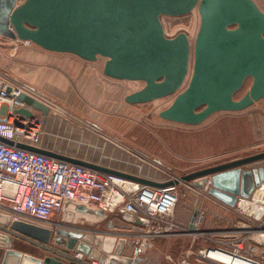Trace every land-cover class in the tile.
<instances>
[{
	"label": "water",
	"instance_id": "obj_1",
	"mask_svg": "<svg viewBox=\"0 0 264 264\" xmlns=\"http://www.w3.org/2000/svg\"><path fill=\"white\" fill-rule=\"evenodd\" d=\"M194 9L200 21L193 40L183 31L173 37L165 34L162 16H184ZM0 35L88 62L102 58L104 76L143 82L142 88L124 97L126 103L142 104L173 96L159 117L174 123L198 125L217 112L242 111L259 101L264 108V11L254 0H23L19 4L16 0H0ZM248 80V88L236 98ZM24 87L48 98L33 87ZM16 99L26 106L15 112L26 117H31L34 110L44 116L49 112L46 104L24 91ZM0 142L152 187L164 188L182 181L200 188L206 182L209 194L230 207L237 196L248 197L264 182V166L246 167L264 160V152L156 182L50 149L14 143L1 135ZM135 151L151 158L139 149ZM153 161L163 165L156 158ZM109 216L98 206L67 199L58 219L93 227ZM0 223L40 243L75 249L97 259L100 255L92 245L118 259L126 241L63 227L54 230L21 221L10 223L6 215H0ZM189 230H194L192 224ZM0 264L65 262L48 254L34 256L8 248Z\"/></svg>",
	"mask_w": 264,
	"mask_h": 264
},
{
	"label": "rangeland",
	"instance_id": "obj_2",
	"mask_svg": "<svg viewBox=\"0 0 264 264\" xmlns=\"http://www.w3.org/2000/svg\"><path fill=\"white\" fill-rule=\"evenodd\" d=\"M256 1L264 7V0ZM199 21L197 9L184 16L161 17L164 32L168 37L183 31L191 40L197 32ZM4 40L8 42L7 39ZM20 58V55L11 54L7 59L10 66H15L20 62ZM23 59L26 60L25 57ZM102 63L103 59L99 58L91 65L100 72ZM57 77L60 79L56 81L53 79L56 87L51 90L61 101L57 104L49 103L54 111V118L49 129H46L44 144L53 147L59 153L148 180L166 182L209 166L264 152V117L250 115L255 107L261 106V101L242 111L217 112L201 124L192 126L159 117V112L171 103L173 96L142 104L126 103L124 97L142 88L144 84L141 81L116 80L108 77L102 80L94 77V82L87 83L78 78L69 80L58 75ZM249 83V80L246 81L236 98L244 93ZM88 121L97 123L103 129H97ZM259 132L262 134L260 135ZM135 149L149 154L151 158L144 157ZM154 158L163 165L155 163ZM263 166L264 160H261L246 167ZM205 185L206 183L193 190L182 181L175 185L178 202L167 220L158 227L155 222L153 227L148 229L118 215L92 228L96 232H104L109 220L113 225L109 230L107 229L109 235L103 233L100 234L101 236H114L128 241L131 239L135 241L137 238H151L152 241L158 238H174L176 242L173 243L175 246L172 248L176 251L173 253L178 249L177 253L192 258L200 249L210 245L209 240L200 236L193 238L190 233L185 232V227L190 218L195 216L196 210H199L198 214L201 211L207 213L204 215L206 224L203 225L204 229L210 222L215 225L221 222L220 219L224 220L223 217L239 220L238 214L237 216L231 214L229 209L220 206L221 201L209 194ZM230 208L233 209V206ZM239 225L235 223L232 227ZM241 225L248 226L247 223ZM208 227L213 229L214 225ZM156 229L166 230L170 235L152 236L155 235L153 232ZM148 231L151 233L146 236H151L145 237ZM17 240L19 239H14L15 244ZM19 241L26 246L31 245ZM133 243L132 254H135L134 250L138 246L136 242ZM94 247L98 248L95 245ZM147 252L143 251L139 255H145ZM100 253L106 252L100 250ZM2 254L0 250V260ZM35 254L44 256L46 252L42 250Z\"/></svg>",
	"mask_w": 264,
	"mask_h": 264
},
{
	"label": "built area",
	"instance_id": "obj_3",
	"mask_svg": "<svg viewBox=\"0 0 264 264\" xmlns=\"http://www.w3.org/2000/svg\"><path fill=\"white\" fill-rule=\"evenodd\" d=\"M23 87L17 83L0 81V135L14 143L42 147L45 131L42 129L43 120L34 116L33 112L31 117L15 112V109L26 106L16 99L20 92L28 93ZM8 88L10 91H7ZM186 184L188 188L196 189L191 182ZM67 199L98 206L110 213L109 218L120 215L125 220L149 229L155 222L158 227L167 220L178 202V193L175 185L152 187L0 142V215L8 216L10 223L21 221L54 230L65 227L84 234L109 235L108 230L113 226L109 220L104 232L59 221L60 210ZM220 204L229 209L231 214H238L239 220L223 217L224 220L220 219L221 222L216 225L210 222L208 226L214 225L213 229L208 226L204 229V215L207 213L201 211L198 214L199 210H196L185 232L193 238L200 236L209 240L210 245L193 255L195 261L198 264H230L223 259L230 255L239 258L240 264H264V182L255 186L248 197L237 196L233 209ZM235 223L240 225L232 227ZM242 223L248 226H242ZM190 224L194 227L193 231L189 230ZM161 230L156 229L152 236L170 235L166 230ZM149 232L145 233V237L151 236H146ZM13 239L37 246L48 255L61 258L65 264L116 263L111 254L100 253L97 259L75 249L66 250L53 244H43L14 231L9 224L0 223V247H7ZM151 241V238H137L135 242L138 247L134 250L135 254L126 259L127 264H136L139 254L145 248L152 247ZM255 244L257 246H253ZM204 252H215L217 256L205 255ZM187 262L184 258L180 263Z\"/></svg>",
	"mask_w": 264,
	"mask_h": 264
},
{
	"label": "crops",
	"instance_id": "obj_4",
	"mask_svg": "<svg viewBox=\"0 0 264 264\" xmlns=\"http://www.w3.org/2000/svg\"><path fill=\"white\" fill-rule=\"evenodd\" d=\"M22 1L23 0H16V4H19ZM254 1L264 11V7L256 0ZM4 39H7L8 42ZM10 47H12V49ZM11 54L13 56L15 54H17V56H21L20 62L15 64V66H10V64L8 63L7 58H9ZM0 56V64H2L0 66V81H4L8 84L12 82L22 86L27 85L33 87L34 89H36V91L48 96L47 98L45 96L35 95L36 92H28L29 95L36 97L38 100L42 101L49 107V112L46 116L35 110L33 111V114L34 116L43 120L42 129H45V131L42 138V148L56 151L53 147L44 144V138L46 135V129H49V125L54 118V111L52 110L51 104H49L53 103V101H51L49 98L54 99V103L56 104L61 101L53 94V90H51V88L56 87L54 82L60 79L57 77V75L63 78L65 77L69 80L78 78L80 81L85 80L87 83L91 81L94 82V77L101 78L102 80H106L107 77L103 75L102 69L100 70V72H98L96 69L92 68L91 64H93L94 62L85 61L75 55L68 53H55L47 51L35 44L16 41L3 35H0ZM23 57H25L26 60H24ZM53 79H55V81H53ZM253 110L254 111H251L250 113L251 116L264 117V108L262 103L261 106L258 105ZM88 122L97 129H103V127H101L97 123L90 121ZM259 134L261 135L262 133L259 132ZM17 241V243L15 244L13 239L12 243L7 247H0L1 252H3L5 249L13 248L23 253L37 256L35 252L42 251L37 246H26L19 240ZM133 242H135L134 239L125 241V245L122 249L121 255L118 259H114L116 262L115 264H124V262L127 261L126 259L130 258L129 255H131L133 251ZM151 242L152 247H148L145 250V252H148L145 255L140 256L136 264H179L184 258L185 260L193 264H198L197 261H195V256L192 258H187L183 253H177L178 249L176 253H173L174 251H176L173 250L174 248H172L175 246L173 243L176 242L174 238H158L154 239ZM92 249L96 253H100L101 250L95 248L93 245Z\"/></svg>",
	"mask_w": 264,
	"mask_h": 264
},
{
	"label": "bare ground",
	"instance_id": "obj_5",
	"mask_svg": "<svg viewBox=\"0 0 264 264\" xmlns=\"http://www.w3.org/2000/svg\"><path fill=\"white\" fill-rule=\"evenodd\" d=\"M206 254H208L209 256H217V254L215 252H206L205 255ZM223 259L230 264H240L241 263L239 258L230 256V255L227 256V258H223Z\"/></svg>",
	"mask_w": 264,
	"mask_h": 264
}]
</instances>
